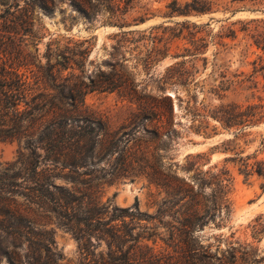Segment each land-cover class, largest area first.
I'll return each instance as SVG.
<instances>
[{"label": "rangeland", "instance_id": "rangeland-1", "mask_svg": "<svg viewBox=\"0 0 264 264\" xmlns=\"http://www.w3.org/2000/svg\"><path fill=\"white\" fill-rule=\"evenodd\" d=\"M173 1L134 0L127 14L132 24L121 28L105 23V11L93 19L78 14L69 0H57L52 13L34 8L32 23L28 19L20 26L31 0H0V64L20 67L33 81V74H39L36 65L47 62L49 47L57 53L52 62L60 60L58 53L76 55L79 68H67L62 76L82 75L86 109L108 124L105 145L130 150L138 169V163L154 164L157 173L147 167L135 180L124 178L103 190V201L110 200L111 208L129 209L121 228L133 237L141 234L142 244L150 247H135V254L152 255L159 264H264V179L244 176L229 159L260 148L264 122L240 130L226 128L212 116L223 103L246 105L264 98V0H207L210 12L188 15L171 13ZM187 1L177 0L180 5ZM145 12L144 22L133 21ZM123 30L132 32L123 35ZM120 41L124 47L115 50ZM182 61L184 74L176 65ZM241 80L243 86L234 83ZM220 81L227 90L212 92ZM113 82L120 87H99ZM22 147L18 139L0 141V163L16 160ZM222 168L231 179L223 197L194 180L201 171ZM225 200L230 207L217 211ZM196 207L199 217L189 224ZM113 212L120 211L109 214ZM40 219L52 230L51 251L28 241L21 247L0 231V264H13V258L27 264L28 253H39L42 260L49 255L59 259L57 264H80L75 236L55 219ZM34 231V240L46 236L41 228ZM95 250L104 258L111 254L105 241Z\"/></svg>", "mask_w": 264, "mask_h": 264}, {"label": "trees", "instance_id": "trees-1", "mask_svg": "<svg viewBox=\"0 0 264 264\" xmlns=\"http://www.w3.org/2000/svg\"><path fill=\"white\" fill-rule=\"evenodd\" d=\"M56 2L57 0H31L23 8L25 13L21 16L24 19H21L19 25L25 26L23 23L27 25L30 21L32 23V10L36 7L52 13ZM69 2L78 14L90 19L105 11L109 13L105 23L121 28L132 24L128 21L127 14L134 0ZM169 7L171 13L183 15L212 10L207 0H191L184 5L174 0ZM146 14L139 15L133 21L144 22ZM72 25L73 23L69 28ZM131 32L132 30L121 31L123 35ZM123 47L121 41L113 46L115 50ZM48 50L47 62L36 65L39 74H33V81L20 67L6 62L0 64V141L18 139L20 143L23 142L16 160L5 165L0 163V231L13 236L21 247L28 241L49 252L54 243L52 230L46 229L48 223L40 218L55 219L57 225L70 231L78 240L82 255L80 264H159L155 263L152 255L138 256L133 252L135 247H150L142 244L145 237L141 234L133 237L132 232L121 228L119 222L125 224L129 209L114 206L111 208L110 200L103 201L106 185L124 178L135 180L147 167L157 173L154 164L138 163V169L133 165L135 161L129 158L130 150L125 147L117 150L111 143L105 145L110 135L108 124L101 116L86 109L84 97L88 91L81 80L82 75L72 72L68 77L62 76L67 68H72L73 71L79 68L76 55L58 53L60 60L52 62L57 53L52 47ZM83 57L86 59L84 55ZM184 64L185 61L176 64L180 74H184ZM221 76L224 77L225 74ZM248 80L253 82V86L258 85L252 79ZM245 82L241 80L234 83L243 86ZM224 83L220 81L211 91L218 94L226 91ZM111 84V87H99L111 90L120 87L114 82ZM212 114L224 127L243 130L247 125L264 122V98L259 97L258 102L247 100L246 105L223 103L216 106ZM150 116L151 114H145V118L149 119ZM153 132L157 137L160 136L157 131ZM116 153L117 157H114ZM261 153H264V138L257 151L245 156L238 152L229 159L238 163L239 171L244 176L257 175L264 179V157L259 158ZM104 156L109 157L101 166L99 163ZM229 175V170L222 168L218 172L201 171L194 180L199 182L200 188L211 185L213 193L223 197L228 193L231 180ZM186 190L191 192L192 188ZM19 198L24 200V204L18 202ZM228 204L230 205L227 200L220 201L217 211H222L226 206L230 207ZM115 210L120 212L109 214ZM199 213L196 207L189 215L188 223L193 224ZM34 228H41L46 236L34 240ZM103 241L110 248L111 254L108 258H104L102 253H95V249ZM131 241L133 242L129 243ZM28 257L27 264H57L59 260L49 255L42 260L39 253H28ZM17 260L18 263L13 258V264H20L21 260Z\"/></svg>", "mask_w": 264, "mask_h": 264}]
</instances>
